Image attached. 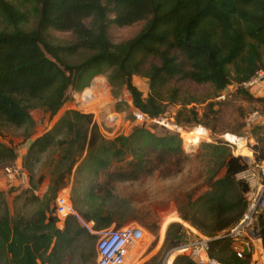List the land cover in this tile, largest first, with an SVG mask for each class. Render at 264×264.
<instances>
[{
    "label": "trees",
    "instance_id": "1",
    "mask_svg": "<svg viewBox=\"0 0 264 264\" xmlns=\"http://www.w3.org/2000/svg\"><path fill=\"white\" fill-rule=\"evenodd\" d=\"M140 22L144 25L136 37L120 43L110 40V24L124 28ZM259 71H264V0H0V137L10 128L24 131L29 145L21 162L30 186L16 199L25 196V206H32L27 216L21 211L12 215L8 196L13 190H0V264H63L85 237L88 259L95 258V237L73 217L60 229L53 205L79 162L77 174L86 181L127 159L128 166L141 170L152 159L187 158L176 132L157 134L141 126L129 136L107 140L92 115L76 110L66 111L36 137L33 112L55 119L73 90L90 89L82 83L92 74L105 76L115 97L127 88L134 107L152 121L164 117L170 106H179L176 125L188 126L201 122L190 105L219 98L231 84L248 82ZM134 78L149 82L146 97ZM185 83L205 86L211 93L199 99L183 90ZM252 150L258 161L264 160L261 133ZM46 155L53 169L40 198L35 192L45 176L35 180V170ZM198 156L212 157L215 166L207 171V190L191 199L180 217L217 238L245 214L248 186L236 175L247 165L224 143L201 144ZM18 159L16 150L0 140V166ZM93 211L82 215L95 222L97 232L115 222L103 209ZM260 226L264 244L263 219ZM185 241L183 226L172 223L162 252ZM211 245V256L222 264H250V256L238 257L228 239ZM147 264L160 263L154 257ZM174 264L195 263L179 256Z\"/></svg>",
    "mask_w": 264,
    "mask_h": 264
},
{
    "label": "rangeland",
    "instance_id": "2",
    "mask_svg": "<svg viewBox=\"0 0 264 264\" xmlns=\"http://www.w3.org/2000/svg\"><path fill=\"white\" fill-rule=\"evenodd\" d=\"M110 18H113V16H110ZM143 25L144 23L140 22L130 27L119 28L110 24L109 38L113 43L130 40L138 35ZM54 34L59 39L71 40L69 35ZM100 79H103L106 92L109 95V101L105 102L100 110L104 109L103 111H105L108 107L113 106L114 113L119 115L116 121L106 120L104 115L100 114L98 105H96L99 101V98L96 101L97 97L94 99L95 104L89 109L84 106V94L94 90L96 88L94 83L96 85ZM133 83L144 97L148 95L149 82L146 79L134 78ZM82 86H90V89L85 92L73 90L68 103L55 119L50 120L49 116L41 111L33 112V118L37 125L36 137L49 131L68 110H76L83 114L92 115L94 122L99 126L102 135L107 140H113L120 135L129 136L135 127L141 126H145L157 134H163L168 130L181 136L183 149L187 155L185 160L179 161L175 156L152 159L144 168L136 170L134 167L127 165L126 162L129 160L127 159L123 163L113 165L107 174L104 171L97 177H89L86 181L84 176L77 174V168L81 163L79 162L59 192L68 189L67 192L71 196L77 213L87 224L93 227L95 232V222L92 220L87 221L82 215H94V209H103L105 217L108 215L115 218V222L109 228H120L133 224L142 228L147 236V241H149V252L151 254L144 264H147L154 257H158V262L162 264L167 254H169V252H162L168 227L172 223L181 224V221L186 222L180 217V210L185 209L191 199H197L207 190V171L215 166V159L212 157L198 156L201 144H227L233 155L236 156V147L225 140L226 136L230 134L243 140V143L237 144L240 154L250 152L244 147L245 140L242 138L248 140L247 145L250 150L257 145L261 130L258 126L248 127L247 120L252 112L256 110L264 113V97L256 99L253 96L255 90H242L237 84L233 83L219 98L188 107V109L193 107L196 109L199 121L201 120L200 123L178 126L175 119L180 110L179 106H170L167 114L160 119L148 121L145 118V120H140L137 117V109L134 107L132 96L127 88H123L119 97H115L105 76L99 75L93 78L92 74H86ZM182 88L199 99L211 93L207 87L194 84L185 83ZM256 89L263 90L261 87ZM222 96H224L223 99H221ZM23 133V130L10 128L5 130L0 137L3 143L11 145L16 150L20 158L26 154L28 147L22 136ZM184 136L186 138L199 137L201 143L194 150L187 151ZM53 157L56 158V156ZM51 160L52 158L50 159L46 155L35 170V180L40 175L45 176L44 182L35 192L40 198L47 192L50 184L53 169ZM4 168V166H0V189L5 188L7 193L13 190L8 196L11 214L21 211L27 216V213L32 210V206H25V196L18 200L16 198L23 190L29 188V173L25 171L24 177L9 182L4 176ZM77 222L81 228L91 235L81 222L78 220ZM91 236L95 237L92 246L96 254V245L100 234L97 233ZM186 237H189V235L186 234ZM160 238H162V241L159 244ZM87 241L86 237L82 239L75 254L68 255L63 264H96V255L93 260H89V250L83 247ZM179 256L182 255H176L174 259L176 260Z\"/></svg>",
    "mask_w": 264,
    "mask_h": 264
},
{
    "label": "built area",
    "instance_id": "3",
    "mask_svg": "<svg viewBox=\"0 0 264 264\" xmlns=\"http://www.w3.org/2000/svg\"><path fill=\"white\" fill-rule=\"evenodd\" d=\"M242 89H254L261 87L264 90V71H259L248 82L238 84ZM222 96L221 99H223ZM140 120L150 119L136 110ZM248 127L258 126L264 135V113L260 110L252 112L247 120ZM242 138V137H240ZM245 148L251 152L250 160L245 159L237 145L226 140L236 147V157H241L247 167L236 175V180L244 182L248 186L245 194L246 211L244 216L233 227L223 232L217 238H211L193 227L190 223L181 221L185 233L189 235L180 247L167 254L162 264H174L175 256L188 257L195 264H222L211 256L212 242L217 239L231 241L232 249L238 257L250 256V264H264V244L260 221L264 220V160L258 161L254 151L249 149L247 139ZM187 149V148H186ZM187 151H190L187 149ZM25 170L21 158L10 166L4 168V176L9 182L24 177ZM68 189L59 193L55 199V215L59 220L58 226L64 228V222L73 217L89 231L91 235L100 234L96 245V264H144L151 255L150 244L144 230L136 225H128L120 228H108L95 232L93 227L87 224L77 213ZM162 238H160L159 244ZM174 256L173 260L171 258Z\"/></svg>",
    "mask_w": 264,
    "mask_h": 264
},
{
    "label": "bare ground",
    "instance_id": "4",
    "mask_svg": "<svg viewBox=\"0 0 264 264\" xmlns=\"http://www.w3.org/2000/svg\"><path fill=\"white\" fill-rule=\"evenodd\" d=\"M93 86V83L91 84ZM94 86H96V88L94 90H92L90 93H86L84 94V106L85 108L89 109L91 106H93L95 103H94V99L97 97L96 101H98V98H99V101H98V108L100 110V107L105 103V102H108L109 101V95L107 94L106 92V87H105V84H104V81L103 79H100L97 84L95 85L94 83ZM95 101V102H96ZM93 109V108H92ZM104 109L100 110V114H103L104 115V118H106V120L110 119V120H114L116 121L119 117V115H117L116 113H114L113 111V108L110 112V114H106L105 115V112L103 111ZM193 136V135H192ZM196 136V135H194ZM185 137V136H184ZM190 137V136H189ZM184 139V142H185V146L188 150L192 151L194 150V148H196L197 146L200 145V140H199V137H191V138H183ZM225 140H228L230 141L232 144H239V143H243V140L241 139H238L236 136L234 135H230L228 134L225 138ZM245 159H248L250 160L251 158V153L250 152H246V153H243L241 154ZM162 235H163V232H162ZM174 256L171 258V261L173 260Z\"/></svg>",
    "mask_w": 264,
    "mask_h": 264
},
{
    "label": "crops",
    "instance_id": "5",
    "mask_svg": "<svg viewBox=\"0 0 264 264\" xmlns=\"http://www.w3.org/2000/svg\"><path fill=\"white\" fill-rule=\"evenodd\" d=\"M95 88V87H94ZM253 90H255V93H257V94H253V96L256 98V99H259L260 97H264V92H263V90H260V89H256V88H254ZM41 136V135H40ZM28 145H29V143H28ZM1 191H5V188H3V189H0Z\"/></svg>",
    "mask_w": 264,
    "mask_h": 264
}]
</instances>
